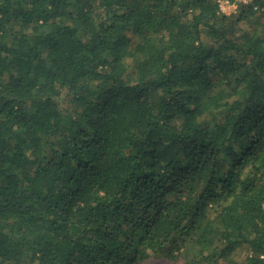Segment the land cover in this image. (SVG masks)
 Returning a JSON list of instances; mask_svg holds the SVG:
<instances>
[{"label":"trees","instance_id":"trees-1","mask_svg":"<svg viewBox=\"0 0 264 264\" xmlns=\"http://www.w3.org/2000/svg\"><path fill=\"white\" fill-rule=\"evenodd\" d=\"M219 1L0 0V264H264V10Z\"/></svg>","mask_w":264,"mask_h":264},{"label":"rangeland","instance_id":"rangeland-1","mask_svg":"<svg viewBox=\"0 0 264 264\" xmlns=\"http://www.w3.org/2000/svg\"><path fill=\"white\" fill-rule=\"evenodd\" d=\"M255 18H246L239 24V30L241 33L249 31L251 27L255 26ZM194 254L183 255L177 261H170L167 259H159L148 264H208L204 261H193ZM248 256V250L245 248L239 249L238 252L232 257V262L219 261L218 264H246V258ZM193 261V263H191Z\"/></svg>","mask_w":264,"mask_h":264},{"label":"built area","instance_id":"built-area-1","mask_svg":"<svg viewBox=\"0 0 264 264\" xmlns=\"http://www.w3.org/2000/svg\"><path fill=\"white\" fill-rule=\"evenodd\" d=\"M262 3L264 0H220V14L227 17L237 16L243 8H251L255 12H261L264 10Z\"/></svg>","mask_w":264,"mask_h":264}]
</instances>
